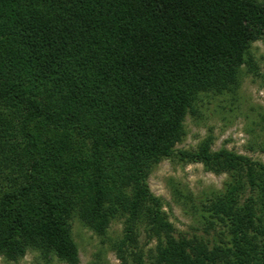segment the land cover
<instances>
[{
  "label": "trees",
  "instance_id": "16d2710c",
  "mask_svg": "<svg viewBox=\"0 0 264 264\" xmlns=\"http://www.w3.org/2000/svg\"><path fill=\"white\" fill-rule=\"evenodd\" d=\"M260 40L264 0H0V257L80 264L73 219L104 244L122 218L120 264H264V164L212 136L176 148ZM166 159L229 175L201 202L219 241L169 220L148 184Z\"/></svg>",
  "mask_w": 264,
  "mask_h": 264
},
{
  "label": "rangeland",
  "instance_id": "374dc122",
  "mask_svg": "<svg viewBox=\"0 0 264 264\" xmlns=\"http://www.w3.org/2000/svg\"><path fill=\"white\" fill-rule=\"evenodd\" d=\"M251 53L255 66L253 70L243 67L236 91L202 96L198 113L187 117V135L177 145L178 150L194 151L203 140L212 136V150L225 148L264 164V41L254 43ZM228 180V174L206 171L203 164L166 159L150 174L148 184L151 192L163 200L164 211L178 232L219 241L215 231L220 232L222 227L216 225V230L207 229L201 202L211 192L223 190ZM72 226L80 249V264H120L111 244L123 237L124 219L112 223L104 244L77 218L73 219ZM139 244L145 259L151 261L156 240H149L141 229ZM0 264H45V261L38 252L30 251L19 262H8L0 257ZM52 264L65 263L54 259Z\"/></svg>",
  "mask_w": 264,
  "mask_h": 264
}]
</instances>
